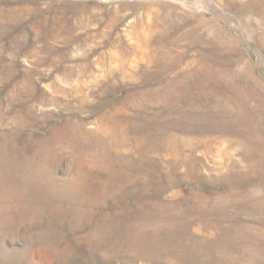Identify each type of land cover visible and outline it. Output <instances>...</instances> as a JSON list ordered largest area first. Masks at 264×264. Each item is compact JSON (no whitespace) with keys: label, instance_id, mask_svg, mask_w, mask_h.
<instances>
[{"label":"rangeland","instance_id":"1","mask_svg":"<svg viewBox=\"0 0 264 264\" xmlns=\"http://www.w3.org/2000/svg\"><path fill=\"white\" fill-rule=\"evenodd\" d=\"M0 264H264V0H0Z\"/></svg>","mask_w":264,"mask_h":264}]
</instances>
